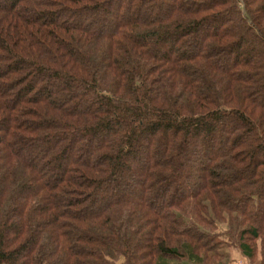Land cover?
Masks as SVG:
<instances>
[{"label":"trees","instance_id":"16d2710c","mask_svg":"<svg viewBox=\"0 0 264 264\" xmlns=\"http://www.w3.org/2000/svg\"><path fill=\"white\" fill-rule=\"evenodd\" d=\"M222 223L264 264V0H0V264H227Z\"/></svg>","mask_w":264,"mask_h":264},{"label":"rangeland","instance_id":"374dc122","mask_svg":"<svg viewBox=\"0 0 264 264\" xmlns=\"http://www.w3.org/2000/svg\"><path fill=\"white\" fill-rule=\"evenodd\" d=\"M114 7H116V5H114L113 8ZM113 8H111V10H113ZM157 12H159V10ZM106 13L108 14L109 12H106ZM106 17L107 19L104 21L105 24L110 23L111 19L115 18L113 14L111 15L108 14ZM216 151H217V148L213 146L212 152H216ZM142 160L144 159L142 158ZM194 165L195 164H192V169L188 170L187 175H185L186 178L190 179L193 177V174L195 173ZM225 230H226V225L223 223L220 224L218 230L216 231L219 234L215 236H216V241L222 242L221 251L225 254V261L227 262V264H258L259 254L254 260H249L248 258H246L244 255H242L239 247L235 245L234 243L235 241L232 238H230L229 235L225 233ZM216 232L215 234H217Z\"/></svg>","mask_w":264,"mask_h":264}]
</instances>
